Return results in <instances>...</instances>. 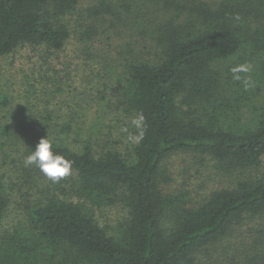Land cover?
I'll return each instance as SVG.
<instances>
[{
    "label": "trees",
    "instance_id": "trees-1",
    "mask_svg": "<svg viewBox=\"0 0 264 264\" xmlns=\"http://www.w3.org/2000/svg\"><path fill=\"white\" fill-rule=\"evenodd\" d=\"M106 22L136 37L115 44L116 55L98 50ZM29 46L42 49L36 67L58 93L78 86L57 85L55 55L101 80L77 93L64 120L44 108L21 126L0 112V264H213L217 248H246L252 228L257 252L227 263L264 264V107L254 99L264 82V0H0V58ZM242 64L250 70L235 79ZM139 112L144 138L135 143ZM228 115L232 127L222 125ZM42 137L72 161L58 183L24 164ZM185 151L214 160L218 173L261 175L190 205L167 188L163 167ZM113 208L122 209L115 223L105 220Z\"/></svg>",
    "mask_w": 264,
    "mask_h": 264
},
{
    "label": "rangeland",
    "instance_id": "rangeland-1",
    "mask_svg": "<svg viewBox=\"0 0 264 264\" xmlns=\"http://www.w3.org/2000/svg\"><path fill=\"white\" fill-rule=\"evenodd\" d=\"M211 4H217L219 0H207ZM108 31L106 32L101 30ZM128 33L119 34L115 27L104 23L101 25L100 33L97 36V46L100 53L108 50V54H117L118 47L115 44H125L124 41L128 40L129 43L133 41L134 37ZM113 40V41H111ZM111 44H107L110 43ZM141 43V40L139 41ZM137 46V44H135ZM75 50L80 51L82 48L80 46H75ZM42 49L29 46L28 48H22L20 53L15 54L13 57L0 58V95L8 96L9 104L7 106L0 107V112L2 114H9L11 118H19L17 120L20 122L21 126H27L28 123L25 122L26 115L35 114L36 111L55 109L59 112V116L62 120L66 119V116L70 112L69 104H73L77 100V93L85 89L91 91L100 82V77L98 73H92L90 67H86L78 72L75 64L74 57L66 56L62 54L57 60L55 55L49 60L50 64L55 67V77L57 85L65 81H76L73 85L77 84L76 89H66L64 92H56L52 88L51 82H48V76L42 72V68L36 67L38 64L37 56L40 54ZM31 56L32 58H29ZM80 56V55H79ZM82 57V56H80ZM120 58H115L112 64L117 65V60ZM71 60V61H69ZM46 65H44V68ZM95 68L94 70H96ZM116 70L121 71V66L116 67ZM86 71V72H85ZM36 73V76L33 74ZM46 73V72H45ZM45 76H44V75ZM48 74V73H46ZM87 75L89 81L86 83L83 77ZM81 79V80H80ZM59 82V83H58ZM60 86V85H59ZM255 101L259 106L264 107V82L262 83V90L258 96L254 97ZM9 109L11 112H8ZM34 115V116H35ZM244 119V118H243ZM244 123V122H243ZM225 127H232L231 121L229 120V115L227 120L222 123ZM128 131L126 129L118 133L114 138V143H121L125 138V134ZM215 161L202 159L201 156L195 155V153L185 151L183 153H173L170 154L163 162V167L166 169L169 175V181L167 183V188L174 191H181L186 194L190 205L197 203L203 199V194L207 191L216 188L220 185L225 187L232 186L235 184L236 180H256L258 176L261 175L260 170L252 167L247 168L241 172H236L233 174L218 173L215 168ZM0 171H2V165H0ZM114 209V208H113ZM111 209L109 215H107V221L116 222L120 217L122 209ZM247 220V219H246ZM241 221L235 226L236 233L245 232L247 226L250 227L249 221ZM245 222V223H243ZM249 230V241L246 244V248L243 247V241L237 248H230L226 250L225 247L217 248V252L214 253L213 264H228V259L231 258L235 260L236 263H245L257 252V248L254 240L257 238V233L255 229ZM230 252H232L230 254ZM220 256L218 257V255ZM229 254V255H228ZM220 262V263H219Z\"/></svg>",
    "mask_w": 264,
    "mask_h": 264
},
{
    "label": "clouds",
    "instance_id": "clouds-1",
    "mask_svg": "<svg viewBox=\"0 0 264 264\" xmlns=\"http://www.w3.org/2000/svg\"><path fill=\"white\" fill-rule=\"evenodd\" d=\"M250 67L248 65H238L231 69L235 79H240L239 73L248 72ZM244 86L247 89L251 86V82L246 80ZM132 125L138 129V133L131 137L133 142L140 143L144 138V124L145 117L142 112L137 115L131 121ZM126 131V129H124ZM25 166H36L48 179L53 183H58L65 177L71 174L72 161L65 158L63 155L53 151V144L47 137H42L36 143L34 150L24 159Z\"/></svg>",
    "mask_w": 264,
    "mask_h": 264
}]
</instances>
